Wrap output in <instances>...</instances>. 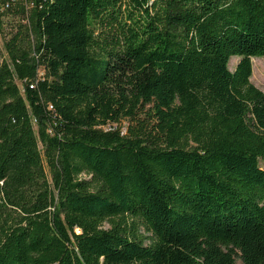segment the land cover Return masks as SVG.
Segmentation results:
<instances>
[{
	"label": "trees",
	"instance_id": "trees-1",
	"mask_svg": "<svg viewBox=\"0 0 264 264\" xmlns=\"http://www.w3.org/2000/svg\"><path fill=\"white\" fill-rule=\"evenodd\" d=\"M7 1L0 264H264V0Z\"/></svg>",
	"mask_w": 264,
	"mask_h": 264
},
{
	"label": "rangeland",
	"instance_id": "rangeland-1",
	"mask_svg": "<svg viewBox=\"0 0 264 264\" xmlns=\"http://www.w3.org/2000/svg\"><path fill=\"white\" fill-rule=\"evenodd\" d=\"M0 50H1V54L3 53V40L2 37L0 35ZM240 57L239 56H233L230 60L229 66L231 68V70L233 71L237 65V63L239 62ZM256 60V65L253 68V75L251 77V81L257 86L259 87L261 90L264 91V56L261 57H253L252 58V63L253 61ZM42 70L38 69L37 70V76H41V72ZM35 128L36 130L38 129L37 126V122L35 121ZM40 148L42 150V153L44 152V148L42 147V145L40 144ZM46 165V169L48 170V166ZM261 166L264 167V162H261ZM106 227H109V225H106Z\"/></svg>",
	"mask_w": 264,
	"mask_h": 264
},
{
	"label": "built area",
	"instance_id": "built-area-1",
	"mask_svg": "<svg viewBox=\"0 0 264 264\" xmlns=\"http://www.w3.org/2000/svg\"><path fill=\"white\" fill-rule=\"evenodd\" d=\"M9 8H11V2H10V1H7V2H5V3H3V4L1 5L0 10H1V11H4V10H7V9H9ZM41 74H42V73H41Z\"/></svg>",
	"mask_w": 264,
	"mask_h": 264
},
{
	"label": "bare ground",
	"instance_id": "bare-ground-1",
	"mask_svg": "<svg viewBox=\"0 0 264 264\" xmlns=\"http://www.w3.org/2000/svg\"><path fill=\"white\" fill-rule=\"evenodd\" d=\"M256 65V60L253 61V68L255 67Z\"/></svg>",
	"mask_w": 264,
	"mask_h": 264
}]
</instances>
